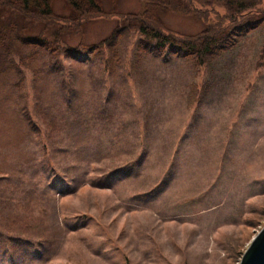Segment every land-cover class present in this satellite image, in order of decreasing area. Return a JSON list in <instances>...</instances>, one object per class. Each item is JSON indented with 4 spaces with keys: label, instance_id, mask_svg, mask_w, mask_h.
<instances>
[{
    "label": "rangeland",
    "instance_id": "rangeland-1",
    "mask_svg": "<svg viewBox=\"0 0 264 264\" xmlns=\"http://www.w3.org/2000/svg\"><path fill=\"white\" fill-rule=\"evenodd\" d=\"M99 1L107 15L79 27L62 0L46 23L0 10L26 59L0 76V264H238L264 225V31L200 68L131 32L106 69L88 49L142 1ZM197 8L161 14L165 34L225 13ZM54 33L62 51L40 52Z\"/></svg>",
    "mask_w": 264,
    "mask_h": 264
},
{
    "label": "trees",
    "instance_id": "trees-1",
    "mask_svg": "<svg viewBox=\"0 0 264 264\" xmlns=\"http://www.w3.org/2000/svg\"><path fill=\"white\" fill-rule=\"evenodd\" d=\"M55 0H0V10L10 9L30 21L46 23L54 18L52 4ZM70 10V17L66 19L69 24L79 27L84 21L105 16L107 13L99 0H62ZM142 10L137 15L126 18L121 28H116L110 37L102 43L91 46L88 51L97 55L103 51L111 53L110 60L105 62L106 69H110L112 61L117 58L116 49L122 44L131 32H137L147 40L140 49L145 56L162 58L164 61L181 60L190 62L194 67L212 66L226 54L233 52L240 45L243 38L253 31H264V2L262 0H141ZM263 4V7H261ZM219 5L225 10L222 15L215 13L214 21L194 35L177 38L165 34L161 27V14L178 13L190 19H197V7H212ZM208 12V10H207ZM15 25L0 26V76L5 74H21L19 66L25 65V57L20 58L19 64L11 62V56L16 52L13 32ZM15 35V34H14ZM46 39L43 35L35 40L39 51L48 52L56 56L62 51L56 38ZM151 42H153L151 44ZM59 44V45H58ZM138 47V46H137ZM140 47H138L139 49ZM38 52L37 55H38ZM20 52V51H19ZM142 53V54H143ZM36 54L29 57L34 59ZM79 64L84 62L78 61ZM56 69V68H54ZM51 70L49 73H57ZM65 99L69 101L75 97V92L66 88ZM64 91V90H63ZM62 91V92H63Z\"/></svg>",
    "mask_w": 264,
    "mask_h": 264
},
{
    "label": "water",
    "instance_id": "water-1",
    "mask_svg": "<svg viewBox=\"0 0 264 264\" xmlns=\"http://www.w3.org/2000/svg\"><path fill=\"white\" fill-rule=\"evenodd\" d=\"M238 264H264V225L249 243Z\"/></svg>",
    "mask_w": 264,
    "mask_h": 264
}]
</instances>
